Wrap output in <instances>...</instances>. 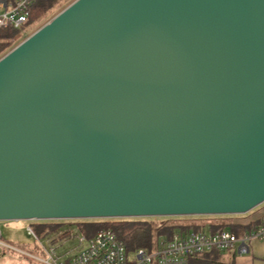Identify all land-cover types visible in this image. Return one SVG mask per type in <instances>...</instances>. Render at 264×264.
<instances>
[{
    "label": "water",
    "instance_id": "obj_1",
    "mask_svg": "<svg viewBox=\"0 0 264 264\" xmlns=\"http://www.w3.org/2000/svg\"><path fill=\"white\" fill-rule=\"evenodd\" d=\"M262 201L264 0H73L0 57V221Z\"/></svg>",
    "mask_w": 264,
    "mask_h": 264
},
{
    "label": "built area",
    "instance_id": "obj_2",
    "mask_svg": "<svg viewBox=\"0 0 264 264\" xmlns=\"http://www.w3.org/2000/svg\"><path fill=\"white\" fill-rule=\"evenodd\" d=\"M31 2L32 0H14L10 6L1 9L0 28L6 26L17 28L22 25L28 15ZM2 4L4 1L0 0V7ZM161 225V222L155 223L156 227ZM24 230L27 235L36 239L29 224ZM77 240L80 247L67 260L60 259L53 247L47 250L42 247L44 257L18 251L43 264H187L190 255L211 249L230 253L236 246L238 252H246L248 242L264 240V220L256 227L241 232V234L226 229L213 232H186L176 229L169 237L156 240L152 249L137 247L127 251L123 241L109 228H100L88 237L79 234ZM0 248L17 250L1 239V231Z\"/></svg>",
    "mask_w": 264,
    "mask_h": 264
},
{
    "label": "trees",
    "instance_id": "obj_3",
    "mask_svg": "<svg viewBox=\"0 0 264 264\" xmlns=\"http://www.w3.org/2000/svg\"><path fill=\"white\" fill-rule=\"evenodd\" d=\"M5 6H10L14 0H4ZM73 0H32L30 7L28 8V15L25 22L21 25L26 27L29 23L40 18L46 14L51 8L56 6V8L48 15L47 18L40 21L34 28L27 30L24 35L15 41L11 39L18 33L21 26L15 28L12 26H6L0 28V57L9 51L12 47L22 41L25 37L31 34L34 30L40 27L43 23L48 21L52 16L62 10ZM29 224L32 226L33 230L37 234H42L45 230L46 234L54 233L49 238L50 243H55L56 241L63 240L68 236L66 230L59 231L60 223L56 221H45V220H31ZM78 232L86 237L91 236L96 230L100 228H109L115 235L121 239L127 249L131 251L137 247H143L150 249L156 243L158 236L165 235L164 237H169V235L176 229L180 231H188L189 228L194 231H201L202 225H187L180 224L176 222L167 223L160 227H156L155 224H149L146 221L135 220V219H118V218H102V219H78L74 222ZM256 227L253 224L247 225H228L227 229L230 232L237 233L238 231H247L251 228ZM224 229L221 225H210L208 228L209 232L215 230ZM152 235L154 237L152 238ZM187 264H232L225 261L223 258V253L217 249H211L207 252L194 253L188 257Z\"/></svg>",
    "mask_w": 264,
    "mask_h": 264
},
{
    "label": "rangeland",
    "instance_id": "obj_4",
    "mask_svg": "<svg viewBox=\"0 0 264 264\" xmlns=\"http://www.w3.org/2000/svg\"><path fill=\"white\" fill-rule=\"evenodd\" d=\"M57 6V5H56ZM54 6L51 8L46 14L36 19L35 21L29 23L26 27H22L18 33L11 39V41H15L20 38L21 35H24L27 30H31L34 28L40 21L44 20L48 17V15L56 8ZM246 211L245 213H247ZM243 214V213H242ZM213 215V214H211ZM238 215V214H236ZM210 215H152V216H135V217H113L118 219H135L142 220L148 222L150 225L155 224L157 222H161L164 224L172 223L178 220L195 217L202 218ZM88 219H102V218H88ZM78 220V218H61V219H46L45 221H56L60 223L58 230L68 232V236H66L63 240L56 241L55 243H50L47 241L54 233L46 234V230L42 234H37L32 226L29 224L31 220H9V221H0V231H1V239L9 244L11 247L17 249H2L0 248V264H43L19 251L29 253L35 256L44 257V251L42 247L46 250L49 247H53L55 249L56 255L62 259L67 260L70 258L76 251H78L80 245H78L77 237L80 234L76 228L74 222ZM32 228L36 239L30 235H27L24 228L28 225ZM188 231L192 228H189ZM228 230V229H226ZM187 232V231H186ZM237 234H241V231H238ZM165 235H160L157 239L163 240ZM154 235H152V238ZM152 249V248H151ZM19 250V251H18ZM222 251V250H220Z\"/></svg>",
    "mask_w": 264,
    "mask_h": 264
},
{
    "label": "crops",
    "instance_id": "obj_5",
    "mask_svg": "<svg viewBox=\"0 0 264 264\" xmlns=\"http://www.w3.org/2000/svg\"><path fill=\"white\" fill-rule=\"evenodd\" d=\"M4 7H6L5 1L0 10ZM237 214H213L202 218L190 217L175 222L187 225H202L201 231L203 232H209L210 225H221L224 229H227L228 225H247L251 223L257 226L264 220V201L249 209L247 213ZM222 253L224 260L232 264H264V240L248 242L247 250L243 253L238 252L236 246L230 253L224 251Z\"/></svg>",
    "mask_w": 264,
    "mask_h": 264
}]
</instances>
